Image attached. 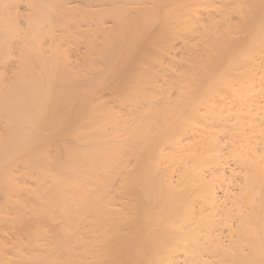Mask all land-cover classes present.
Masks as SVG:
<instances>
[{"label":"bare ground","instance_id":"bare-ground-1","mask_svg":"<svg viewBox=\"0 0 264 264\" xmlns=\"http://www.w3.org/2000/svg\"><path fill=\"white\" fill-rule=\"evenodd\" d=\"M0 264H264V0H0Z\"/></svg>","mask_w":264,"mask_h":264}]
</instances>
